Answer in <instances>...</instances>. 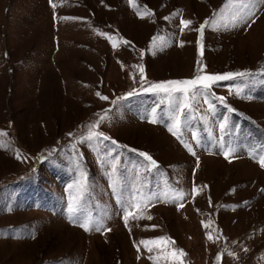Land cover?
<instances>
[{
  "label": "rangeland",
  "instance_id": "1",
  "mask_svg": "<svg viewBox=\"0 0 264 264\" xmlns=\"http://www.w3.org/2000/svg\"><path fill=\"white\" fill-rule=\"evenodd\" d=\"M0 264H264V0H0Z\"/></svg>",
  "mask_w": 264,
  "mask_h": 264
}]
</instances>
